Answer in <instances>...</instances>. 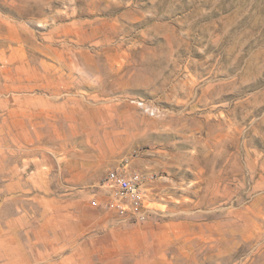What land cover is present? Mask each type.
Masks as SVG:
<instances>
[{
  "label": "rangeland",
  "instance_id": "obj_1",
  "mask_svg": "<svg viewBox=\"0 0 264 264\" xmlns=\"http://www.w3.org/2000/svg\"><path fill=\"white\" fill-rule=\"evenodd\" d=\"M0 264H264V0H0Z\"/></svg>",
  "mask_w": 264,
  "mask_h": 264
},
{
  "label": "built area",
  "instance_id": "obj_2",
  "mask_svg": "<svg viewBox=\"0 0 264 264\" xmlns=\"http://www.w3.org/2000/svg\"><path fill=\"white\" fill-rule=\"evenodd\" d=\"M147 181L146 174L126 160L107 172L102 183L103 192L94 197L92 204L123 219L145 220L153 211Z\"/></svg>",
  "mask_w": 264,
  "mask_h": 264
}]
</instances>
